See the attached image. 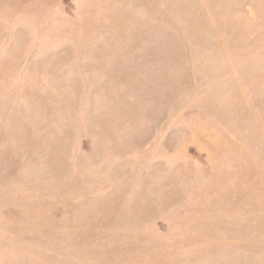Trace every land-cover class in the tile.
Segmentation results:
<instances>
[{"label":"rangeland","instance_id":"obj_1","mask_svg":"<svg viewBox=\"0 0 264 264\" xmlns=\"http://www.w3.org/2000/svg\"><path fill=\"white\" fill-rule=\"evenodd\" d=\"M0 264H264V0H0Z\"/></svg>","mask_w":264,"mask_h":264}]
</instances>
